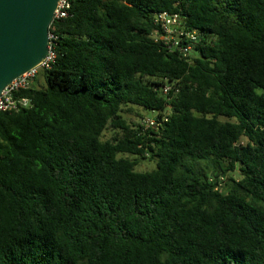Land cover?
Masks as SVG:
<instances>
[{
  "label": "trees",
  "instance_id": "16d2710c",
  "mask_svg": "<svg viewBox=\"0 0 264 264\" xmlns=\"http://www.w3.org/2000/svg\"><path fill=\"white\" fill-rule=\"evenodd\" d=\"M70 6L31 106L0 113V264H264V0ZM161 12L199 34L189 62Z\"/></svg>",
  "mask_w": 264,
  "mask_h": 264
},
{
  "label": "water",
  "instance_id": "95a60500",
  "mask_svg": "<svg viewBox=\"0 0 264 264\" xmlns=\"http://www.w3.org/2000/svg\"><path fill=\"white\" fill-rule=\"evenodd\" d=\"M60 0H0V95L48 55V30Z\"/></svg>",
  "mask_w": 264,
  "mask_h": 264
},
{
  "label": "built area",
  "instance_id": "2783aa9c",
  "mask_svg": "<svg viewBox=\"0 0 264 264\" xmlns=\"http://www.w3.org/2000/svg\"><path fill=\"white\" fill-rule=\"evenodd\" d=\"M70 0H60L57 9L54 13L52 23L48 30V55L42 63L34 69L23 74L15 79L0 95V113L17 112L20 109H26L31 106L30 101L26 98L17 97L21 91L30 88L31 83L40 71H47L51 68L55 60L53 47L58 41V36L55 33V27H52L53 22H58L70 17ZM153 23L158 28L153 34L152 38L156 42H160L163 49L169 54H176L181 59L190 61L193 55L194 48L199 41V34L195 31H188L177 13L161 12L154 15ZM169 88L163 87L161 93L163 96L168 94ZM169 109V108H168ZM153 117L145 119L141 123L144 131L156 130L159 126L157 120L161 115L160 120L165 122L167 114L153 112ZM224 177L220 176L217 179V186L215 190L220 189Z\"/></svg>",
  "mask_w": 264,
  "mask_h": 264
},
{
  "label": "rangeland",
  "instance_id": "374dc122",
  "mask_svg": "<svg viewBox=\"0 0 264 264\" xmlns=\"http://www.w3.org/2000/svg\"><path fill=\"white\" fill-rule=\"evenodd\" d=\"M41 78L39 77L37 83L38 86L43 85V81L40 80ZM151 113L144 112L143 110L139 108H132L130 111H124L122 114V117L127 121L129 126L133 125H141V123L145 120L148 119L149 117H153ZM116 135V131L112 130H107L104 134L102 139L107 140L110 139L112 136ZM154 169V163L151 162H146V161H140L138 166L136 167V171L138 172H146V171H151Z\"/></svg>",
  "mask_w": 264,
  "mask_h": 264
}]
</instances>
